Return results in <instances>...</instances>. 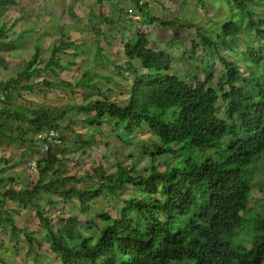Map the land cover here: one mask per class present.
<instances>
[{
	"label": "trees",
	"instance_id": "1",
	"mask_svg": "<svg viewBox=\"0 0 264 264\" xmlns=\"http://www.w3.org/2000/svg\"><path fill=\"white\" fill-rule=\"evenodd\" d=\"M130 1L144 23L158 22L164 26L178 23V28L188 30L195 27L192 22H179L176 18L160 19L150 12L147 1ZM225 1L235 9L237 19L224 21L215 39L211 32L197 26L195 30L203 45L218 49L223 44L231 48L243 29L252 30L261 41L246 42L239 57L244 66L238 59L219 56L225 76L218 82V89L211 86L214 78L211 67L204 66V79L194 77L191 84L172 72L171 54L154 49L146 32L137 30L124 42L126 68L115 67L118 72L128 71L131 75L127 102L123 105L112 102L102 93V98L72 107L83 115V119H73L72 123L81 120L97 127L110 124L122 132V140L147 126L157 140L142 149L150 156L142 172L135 165L119 162L113 174L105 175L100 164L86 175L89 179L97 178L98 183L79 187L74 175L60 171L58 165L65 159V152L59 153L51 141L56 136L64 140L59 134L51 133L60 131L65 112L27 105H22V110L8 106L11 92L17 91L16 84L22 79L24 89L30 92L40 87L48 90L99 87L95 81L97 75L88 70L72 81L58 78L29 83L32 75L49 71L57 77L59 69L75 64L69 61L63 65L61 61L60 54L69 44L66 33L61 34L59 43L52 44L43 66L38 65L41 47L36 45L31 59L16 77L0 80V141L10 139L32 144L33 136L48 134L42 137L47 144L44 154L36 160L39 180L30 187L10 186L0 190V207L6 199L35 207L46 224L50 249L61 264H263L264 212L255 211L254 218L251 216L253 235L242 239L237 231L246 223L252 193L246 167L264 153V17L256 19L258 0ZM261 11L264 14V9ZM97 20L111 25L117 22L102 12ZM178 32H174L175 37L179 36ZM6 33L7 27L2 24L0 38ZM198 46V41L193 39L188 58L195 57ZM136 61L145 72L138 70ZM220 100L223 117L218 114ZM5 114L17 120L22 129L20 135L13 136L14 128L3 120ZM27 134L30 136L26 137ZM225 138L229 141L224 147ZM79 142L77 148L84 152L90 143L82 138ZM207 149L215 152L206 154ZM165 154L174 156L175 160L165 158L161 170L159 158ZM46 176L51 180L45 182ZM131 189L132 195L122 197ZM41 191L66 200L76 198L83 214H89L91 202L103 194L120 198L122 205L114 216L99 213L103 222L98 235L91 234V228L84 227L75 216L60 218L58 227L53 229L55 225L43 215L35 200ZM261 192L264 199V189ZM1 218L18 230L11 213L0 210ZM21 230L28 243L33 244V232L28 227Z\"/></svg>",
	"mask_w": 264,
	"mask_h": 264
},
{
	"label": "rangeland",
	"instance_id": "2",
	"mask_svg": "<svg viewBox=\"0 0 264 264\" xmlns=\"http://www.w3.org/2000/svg\"><path fill=\"white\" fill-rule=\"evenodd\" d=\"M149 3L150 12L163 20L178 19L179 22H192L195 27L191 29H180L178 23L168 26L158 22L144 23V18L134 8L130 0H103L100 4L97 0H15L14 2H0V26L5 24L7 33L0 38V80H8L16 77L27 62L31 59L35 46L41 47L38 65L41 67L49 58L52 44L59 43L62 33H66L69 44L60 54L63 65L69 61L75 64L68 69H59L56 77L51 72H40L32 75L29 83L48 79L55 81L58 78L65 80L79 79L84 71H90L97 75L95 81L99 82L97 87L80 86L72 90L60 89L48 90L40 87L30 92L24 89L23 79L16 84L17 91L10 95L11 108L22 110V105L34 109L48 108L58 112H65L60 120V131L51 135H60L51 138L55 149L65 152V159L58 165L60 171L65 175H74L79 187L98 183V179L87 178L88 173L98 165L104 166V173L113 174L117 163L135 165L140 172L146 169L150 162L149 154L142 149L157 140L147 126L136 130L133 134L122 140V132H119L110 124L101 127L90 126L79 120L72 123L73 119H83L72 107L75 104L102 98V93L110 98V101L118 104L127 102L130 92L131 75L128 71L118 72L115 68L123 69L127 66L128 58L124 52V42L137 30L145 31L150 46L156 50L168 52L172 56L171 70L184 77L189 83L194 84V77L204 79V66L213 70L214 78L211 86L218 89V82L224 78L225 70L219 59L220 55L231 59H238L245 50L246 42L257 43L261 39L250 29H243L231 43V48L223 44L218 49L207 48L203 45L196 33L197 26L203 27L211 32L215 39L220 32L221 24L235 16V9L225 0H144ZM256 19H262L264 0H258ZM116 20L114 24L108 22L100 23L97 18L99 13ZM126 12L127 14L125 15ZM120 16V18H119ZM122 17L125 18L122 19ZM234 20L237 17L233 18ZM94 27H97L96 29ZM179 30L178 37L174 32ZM199 43L193 59L188 58L191 41ZM137 62V61H136ZM244 66L245 62L239 60ZM140 72L146 70L135 63ZM242 73H246L243 68ZM1 106V105H0ZM219 116L223 117V102L219 101ZM3 120L14 130L13 136H18L22 129L13 117L5 114ZM14 136V137H15ZM27 134L26 137H29ZM42 136H33V143L19 140L5 139L0 141V182L1 191L14 186L17 189L30 187L39 180L36 169L37 158L44 154L46 144ZM41 137V138H40ZM82 138L90 144L84 152L79 146ZM224 147L229 141L222 140ZM201 153V151H198ZM215 152V149H207L206 154ZM63 156L60 154V157ZM174 156L165 154L159 158L161 170L164 169V159ZM254 164L246 167V177L252 185L251 200L248 205V214L243 229H238L240 238L253 235L255 228L251 216L254 218L255 211L264 212V153L257 156ZM67 171V172H66ZM45 182L51 180L50 176L43 179ZM131 189L122 197L132 195ZM49 199L52 202H49ZM40 204L43 215L53 222V229L58 227L60 218L68 219L77 217L84 227L91 228L90 233L99 234L102 226L100 212H106L112 216L116 209L122 205L118 197L103 194L91 202L89 214H83L78 206L76 198L66 200L60 195L41 191L35 198ZM1 211L12 214L18 230H13L11 225L0 219V264H61L57 254L50 249L48 231L46 224L40 219L37 209L29 204H21L6 199ZM4 215H6L4 213ZM4 217V216H3ZM28 227L33 232L35 242L29 244L21 230ZM250 245V244H248ZM264 264V262H263Z\"/></svg>",
	"mask_w": 264,
	"mask_h": 264
},
{
	"label": "built area",
	"instance_id": "3",
	"mask_svg": "<svg viewBox=\"0 0 264 264\" xmlns=\"http://www.w3.org/2000/svg\"><path fill=\"white\" fill-rule=\"evenodd\" d=\"M46 147H47V144H46Z\"/></svg>",
	"mask_w": 264,
	"mask_h": 264
}]
</instances>
